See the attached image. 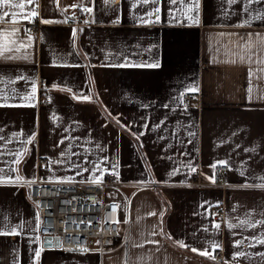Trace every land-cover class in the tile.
<instances>
[{
    "label": "crops",
    "instance_id": "0c3cea01",
    "mask_svg": "<svg viewBox=\"0 0 264 264\" xmlns=\"http://www.w3.org/2000/svg\"><path fill=\"white\" fill-rule=\"evenodd\" d=\"M32 9L38 15L18 17L12 37L30 47L0 55V264H264L253 240L264 225L241 226L264 219V40L255 35L264 37V3L36 0L24 12ZM148 63L159 67L134 66ZM192 168L202 186L185 185ZM108 173L129 198L125 245L102 254L94 242L83 253L42 248L23 182Z\"/></svg>",
    "mask_w": 264,
    "mask_h": 264
},
{
    "label": "built area",
    "instance_id": "2783aa9c",
    "mask_svg": "<svg viewBox=\"0 0 264 264\" xmlns=\"http://www.w3.org/2000/svg\"><path fill=\"white\" fill-rule=\"evenodd\" d=\"M35 31V24L28 26V32ZM43 79L37 80L38 103L46 102L41 90ZM184 102L190 103L192 97L184 93ZM36 139H33V144ZM44 164V160L39 161ZM226 166L216 170L218 178L225 176ZM26 198L37 212V235L42 244V237L51 240L57 238V249L66 253H83L90 251L89 243H95V252L102 254L116 250L125 245L126 233L121 236V227L125 232L128 224L129 198L122 190V183L108 173L99 182L79 181H42L39 176L32 181L23 182ZM186 186H202L199 170L191 171ZM225 188L226 184H221ZM117 194L121 200L112 199ZM121 205V208H117ZM215 219L222 218V212L216 211ZM119 219V223L116 221ZM126 221V222H125ZM91 222V223H89ZM52 244V241H50ZM216 255L223 257V251Z\"/></svg>",
    "mask_w": 264,
    "mask_h": 264
},
{
    "label": "snow or ice",
    "instance_id": "6c2138e0",
    "mask_svg": "<svg viewBox=\"0 0 264 264\" xmlns=\"http://www.w3.org/2000/svg\"><path fill=\"white\" fill-rule=\"evenodd\" d=\"M36 2V0H0V23H8V21L10 20L11 23H12V26L11 28H0V39H2V42H0V55H5V58L7 59H15V58H18V57H14V56H7L6 54L7 53H11V52H16V53H19L21 52V49H27L28 47H30V44H25L23 43V41L19 42V44L17 43V40H14L12 39L13 36H16L21 30L20 28L16 27L15 25L18 24L20 21L18 19V17H23L24 19L26 20H29L31 21L32 18H35L38 13L35 9H32L30 10L29 12L25 13L24 12V9L28 6V5H31V4H34ZM144 2H147V0H144ZM156 0H152V3H155ZM237 0H229V3H236ZM257 3V4H260V3H264V0H247V3L250 5L252 3ZM171 3L172 4H181L183 5L184 3V0H171ZM69 7H72V8H75L77 7V5L73 4V5H70ZM5 8H8V9H19L20 11H6V10H3ZM86 11H91V9H86ZM193 9H189V12H192ZM245 11H249L247 5L245 6ZM156 12L158 13L159 12V9H156ZM149 15H153V13H149ZM157 20L159 19V17L157 16L156 17ZM191 24H199V17L198 15H191L188 17ZM257 18H260V19H264V17L260 16V14H258ZM53 21H49V20H42V23H52ZM243 26V25H241ZM74 33H75V30H74ZM258 38L264 40V37H260V34H255ZM29 41L31 40V37H28ZM252 47V44L249 42L247 44V46L245 47V51H249V55H248V59L250 60L251 59V54H250V49ZM240 59L243 61L245 59V57L243 55L240 56ZM232 62H235V61H232ZM120 67H124V66H129L127 64H121V65H118ZM136 67H140V66H147V67H159V64L158 63H148L147 65H134ZM253 73L251 71V69L249 70V78L251 79ZM190 91H193V92H198L199 91V87L197 85H193L191 88H190ZM249 93L252 92V88L251 86L249 87L248 89ZM35 93V87H33V95ZM183 95V94H181ZM83 99L87 100L89 99L87 96H84L82 97ZM249 98H251L249 96ZM26 99H28V97H26ZM29 143H31V141H28ZM23 154L22 153H17L16 154V157H17V160L16 162L18 163L19 162V159L21 158ZM219 164H225L226 166V162L225 161H220L218 162ZM98 167V166H97ZM212 168H216L217 167V164H213L211 166ZM192 171H195V168H192L191 169ZM171 175V173H170ZM213 182H215V175L213 174L211 177H209ZM19 179V178H18ZM262 180H264V177H261ZM90 182H99L98 178L95 180V181H90ZM152 183H155V181H151ZM260 187H264V184L262 185H259ZM122 206L121 205H117V208H121ZM149 215H157V213H149ZM159 215H163V213H160ZM117 223H119V219L116 221ZM126 222V221H125ZM91 223V222H89ZM264 225V219H261V220H253V221H248V220H245V221H241V226H246V227H255L256 225ZM18 227H21L18 225ZM214 227L216 228H219V225H214ZM229 227H234V225H229ZM11 234L15 235L17 233L15 232H12ZM171 238V237H169ZM253 240H255L256 243L260 244V245H264V235H262L260 238H256V237H253ZM153 243H155L153 241ZM180 244L181 247H188L186 244H184L182 241L178 242ZM241 243H243V241H238L237 242V246H239ZM215 247H219V245H214ZM254 246V245H253ZM193 252H198L200 255H205V256H210V253L208 250H199V249H196V248H193L192 249ZM35 255L37 258H39L40 256V251L37 250L35 252ZM241 255H244V253H237L235 256H234V259L238 256H241ZM260 255L262 257H264V253H260Z\"/></svg>",
    "mask_w": 264,
    "mask_h": 264
},
{
    "label": "water",
    "instance_id": "95a60500",
    "mask_svg": "<svg viewBox=\"0 0 264 264\" xmlns=\"http://www.w3.org/2000/svg\"><path fill=\"white\" fill-rule=\"evenodd\" d=\"M42 244L41 247L42 248H53V249H57L58 247V240L57 238L54 239H50L49 237H42L41 238ZM50 241H52V244L50 243Z\"/></svg>",
    "mask_w": 264,
    "mask_h": 264
},
{
    "label": "rangeland",
    "instance_id": "374dc122",
    "mask_svg": "<svg viewBox=\"0 0 264 264\" xmlns=\"http://www.w3.org/2000/svg\"><path fill=\"white\" fill-rule=\"evenodd\" d=\"M123 191H125V193L127 194V191L126 190H123ZM111 195H113V194H111ZM113 197V196H112Z\"/></svg>",
    "mask_w": 264,
    "mask_h": 264
}]
</instances>
